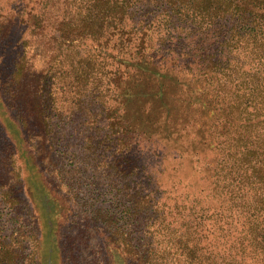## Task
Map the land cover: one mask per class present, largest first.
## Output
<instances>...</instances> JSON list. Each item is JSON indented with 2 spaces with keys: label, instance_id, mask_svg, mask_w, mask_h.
Instances as JSON below:
<instances>
[{
  "label": "trees",
  "instance_id": "16d2710c",
  "mask_svg": "<svg viewBox=\"0 0 264 264\" xmlns=\"http://www.w3.org/2000/svg\"><path fill=\"white\" fill-rule=\"evenodd\" d=\"M58 9L50 38L47 13H30L28 25L43 30L48 64L40 67L24 52L12 93L24 102L25 126L37 108L50 119L51 106L60 114L68 94L82 100L80 109L104 106L101 116L109 136L116 132L112 139L123 141L128 173L120 203L97 212L107 224V245L115 246L112 262L264 264V0H61ZM191 130L218 148L220 157L203 169L211 186L206 191L196 179L186 192L175 184V194L166 195L167 184L137 165L148 150L143 143L154 142L166 159ZM22 182L35 199L45 188L32 174ZM57 191L48 197L63 202L68 214L60 217L69 218L71 196ZM19 202L12 192L0 193L13 213ZM1 217L0 264H25L21 243L32 235L22 226L9 233ZM38 250L29 264H43Z\"/></svg>",
  "mask_w": 264,
  "mask_h": 264
},
{
  "label": "rangeland",
  "instance_id": "374dc122",
  "mask_svg": "<svg viewBox=\"0 0 264 264\" xmlns=\"http://www.w3.org/2000/svg\"><path fill=\"white\" fill-rule=\"evenodd\" d=\"M60 1L0 0V193L12 192L20 199L17 214L0 203L1 221L9 233L22 226L28 235H32L27 242L21 243L25 264H29L30 256L38 249L43 264L51 260L54 264H114L111 247L115 246L107 245V224L97 217V212L99 209L110 210V206L120 203V188L124 187L128 173L121 166L123 141L112 139L118 136L116 132L113 137L109 136L108 119L101 116L104 106L100 101L92 110L80 109L77 104L82 100H75V96L68 94L60 100L65 104L60 114L51 106L50 119L48 110L40 113L37 108L28 115L31 124L25 126L21 118L25 115L24 102L12 93L16 89L11 85L14 71L24 52L30 51L33 61L40 67L48 64L49 56L41 53L45 40V36L41 37L43 30L40 27L33 30L28 25L30 13L37 10L47 13L50 23L44 33L50 38L56 29L50 18L61 15ZM25 39L30 41L25 44ZM136 104L142 105L141 102ZM89 105L91 108V98ZM94 111L96 116L92 114ZM27 112L29 114L28 108ZM194 131L191 130L192 135L185 139L183 146L175 142V148H169L165 153L166 159L156 150L154 142L143 143L148 150H142L143 155L139 153L137 165L146 164L153 176L167 184L166 195L175 194L174 188L186 192L189 183L196 179L206 191L211 186L203 169L220 154L218 148L206 147L199 142ZM104 137L107 143H100L99 139ZM31 174L39 186L43 183L45 187L42 192L39 190L41 193L36 191V199L34 191L29 193L26 183L22 182L24 176ZM179 180H184L182 185H177ZM57 189L61 195L71 196L69 218L60 217L67 213L63 202L56 200L58 204L48 197L53 192L57 195ZM53 218L55 223L50 227ZM36 228L39 231H35ZM34 233L40 234L39 240H32Z\"/></svg>",
  "mask_w": 264,
  "mask_h": 264
}]
</instances>
